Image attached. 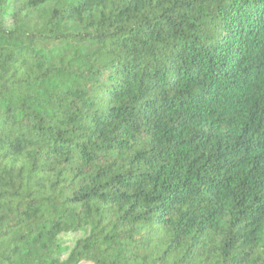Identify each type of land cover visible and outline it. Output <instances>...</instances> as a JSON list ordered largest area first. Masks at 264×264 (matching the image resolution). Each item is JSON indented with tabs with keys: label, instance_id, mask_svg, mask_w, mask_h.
Returning a JSON list of instances; mask_svg holds the SVG:
<instances>
[{
	"label": "trees",
	"instance_id": "1",
	"mask_svg": "<svg viewBox=\"0 0 264 264\" xmlns=\"http://www.w3.org/2000/svg\"><path fill=\"white\" fill-rule=\"evenodd\" d=\"M0 264H264V0H0Z\"/></svg>",
	"mask_w": 264,
	"mask_h": 264
},
{
	"label": "rangeland",
	"instance_id": "2",
	"mask_svg": "<svg viewBox=\"0 0 264 264\" xmlns=\"http://www.w3.org/2000/svg\"><path fill=\"white\" fill-rule=\"evenodd\" d=\"M82 233H70V234H63L60 236V240L65 242L66 244H73V241L78 238L79 236H81Z\"/></svg>",
	"mask_w": 264,
	"mask_h": 264
}]
</instances>
